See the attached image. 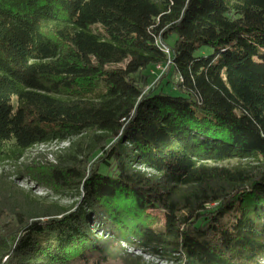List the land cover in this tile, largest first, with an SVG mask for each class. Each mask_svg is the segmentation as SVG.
Masks as SVG:
<instances>
[{
    "label": "trees",
    "instance_id": "1",
    "mask_svg": "<svg viewBox=\"0 0 264 264\" xmlns=\"http://www.w3.org/2000/svg\"><path fill=\"white\" fill-rule=\"evenodd\" d=\"M5 161L0 264H264V0H0Z\"/></svg>",
    "mask_w": 264,
    "mask_h": 264
},
{
    "label": "rangeland",
    "instance_id": "2",
    "mask_svg": "<svg viewBox=\"0 0 264 264\" xmlns=\"http://www.w3.org/2000/svg\"><path fill=\"white\" fill-rule=\"evenodd\" d=\"M206 51H210L207 49ZM145 73H150L153 76H156L158 78L161 76L164 72V66L158 65L155 67H149L148 69L144 70ZM52 146L46 145V146H33L29 148L25 153L23 157V161H27L29 158H33L37 156L38 160H48V161H55V155H54V149L51 148ZM29 159V160H30ZM235 161H228L224 162L225 165H234ZM15 162L13 161H5L0 164V169L4 168L7 170H14ZM17 181L18 186H20L24 190H28L35 196H46L45 200L47 202H57L60 205L69 206L71 201L73 200L72 197L66 194H52V193H46L43 189H41L37 184H35L33 181L29 180L28 178H15ZM127 253L135 254V255H141L145 262L154 263V264H177V261L175 260H163L156 257H151L150 255L144 254L140 252L137 249H133L131 246H126Z\"/></svg>",
    "mask_w": 264,
    "mask_h": 264
},
{
    "label": "built area",
    "instance_id": "3",
    "mask_svg": "<svg viewBox=\"0 0 264 264\" xmlns=\"http://www.w3.org/2000/svg\"><path fill=\"white\" fill-rule=\"evenodd\" d=\"M46 145H50V146H52L51 148H53L54 151H55V150H57V149H59V148H62V147L67 146V145H68V140H62V141H59V142H57V141H53V142L46 143V144H39V146H46ZM54 151H53V152H54ZM23 157H24V156H22V157L19 158L18 163L21 162V161H23V160H22Z\"/></svg>",
    "mask_w": 264,
    "mask_h": 264
}]
</instances>
